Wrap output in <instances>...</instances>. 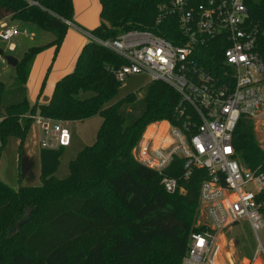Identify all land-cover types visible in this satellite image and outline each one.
I'll use <instances>...</instances> for the list:
<instances>
[{
  "label": "trees",
  "instance_id": "trees-1",
  "mask_svg": "<svg viewBox=\"0 0 264 264\" xmlns=\"http://www.w3.org/2000/svg\"><path fill=\"white\" fill-rule=\"evenodd\" d=\"M98 2L99 25L90 32L96 38L148 31L179 44L174 18L155 23L158 0ZM73 16L72 0H0V22L34 25L54 37L24 53L10 88L0 83V159L10 139L23 144L33 125L28 116L63 123L102 120L94 143L69 161L65 178L57 177L64 149L59 147L40 149L39 186L14 190L0 180V264H181L189 236L200 231L194 224L206 172L194 169L185 179L183 160L175 159L159 175L132 155L148 125L176 124L179 97L163 83L149 82L141 99L131 94L111 104L121 86L114 72L123 62L88 41L73 71L55 83L49 101H28L34 60L47 47L58 52ZM212 55L220 64V56ZM43 86L44 81L38 97ZM232 145L240 163L264 170V150L250 121H239ZM163 177L176 179L181 191L166 193Z\"/></svg>",
  "mask_w": 264,
  "mask_h": 264
},
{
  "label": "built area",
  "instance_id": "built-area-1",
  "mask_svg": "<svg viewBox=\"0 0 264 264\" xmlns=\"http://www.w3.org/2000/svg\"><path fill=\"white\" fill-rule=\"evenodd\" d=\"M158 1L155 23L174 18L179 44L148 31L103 40L76 28L123 62L114 72L119 83L144 74L179 97L176 124L154 125L133 156L159 175L175 159L183 160L185 179L194 169L206 172L195 226L200 231L189 236L181 264H218L224 232L241 222L256 240L252 260L261 257L264 264V170L240 163L232 145L241 119L250 121L264 141V0ZM16 35L14 26H1V41ZM28 118L47 136L41 149L69 146L70 133L60 122ZM161 185L169 194L181 191L176 179L163 177Z\"/></svg>",
  "mask_w": 264,
  "mask_h": 264
},
{
  "label": "rangeland",
  "instance_id": "rangeland-1",
  "mask_svg": "<svg viewBox=\"0 0 264 264\" xmlns=\"http://www.w3.org/2000/svg\"><path fill=\"white\" fill-rule=\"evenodd\" d=\"M73 1L75 13L71 24L74 26L68 27L58 52L55 54L53 48L47 47L36 57L33 62L34 64L31 73V80L34 82V84H36V86H38V93L40 85L44 81V86L41 93L42 96H45L46 94H52L55 83L61 78L62 75L65 74L67 63L68 65H71V70L69 73L73 71L77 57L80 53L79 50L82 49L81 47L84 43L88 42L87 37L79 32L77 28L90 33L99 25L100 4L98 0ZM84 5L91 6V9L90 15L86 16V18H82L85 21L81 23L77 21L80 16L78 15V12L76 13V9L79 10V8L84 7ZM7 24L17 27L18 35H16L9 42H3L0 40V50L4 53V55L10 56L17 61H20L23 58V55L27 50L31 48L47 46L54 40L52 34L44 32L34 25L22 24L15 21H7ZM11 45H14L15 47L13 50L10 49ZM14 77L15 69L8 66L0 57V83H2L5 88L8 89L12 86ZM149 81L150 78L144 74L126 78L125 81L121 83L118 93L111 101V104L131 94H136L137 98L141 99L142 95L144 94L145 87ZM27 92L29 93L28 95H31L35 92V86H33L32 83H29ZM101 122L102 120L100 117L95 116L86 121L80 123L77 122L75 125H73V127L65 126L72 133L74 140L70 147L63 149V155L61 157L60 165L57 171V176L60 179L67 176L68 163L75 158L78 151L85 147L91 146L94 143ZM158 123L160 122L148 125L143 130L140 139L149 133L152 126ZM74 131L76 136L74 135ZM253 132L256 142L260 147H263L264 141L262 136L256 130H253ZM46 138L47 136L43 132L40 139L45 140ZM8 154H11V152L9 151ZM5 156L9 157L7 154H5ZM1 179L7 185H10L9 182H6L8 181L6 177L1 176ZM10 179L12 180V186H14L15 176L14 179L10 176ZM196 223L197 218L194 227L196 226ZM221 244L222 250L218 264H251L256 251V240L245 222H241L237 226L233 227L229 232H224V238ZM248 255H251L252 258H250ZM258 259L260 261L262 260L261 257ZM254 264H259V262L255 261Z\"/></svg>",
  "mask_w": 264,
  "mask_h": 264
},
{
  "label": "crops",
  "instance_id": "crops-1",
  "mask_svg": "<svg viewBox=\"0 0 264 264\" xmlns=\"http://www.w3.org/2000/svg\"><path fill=\"white\" fill-rule=\"evenodd\" d=\"M72 3H73L74 13H75V6H74L73 0H72ZM90 9H91V6H87V5H84V7H80L79 10L76 9V13L78 12V15L80 16L79 19H77V21L81 22V23L84 22L85 20L82 18H86V16L90 15ZM7 21H9V19H5V20L1 21L0 27L2 25L13 26V25L7 24ZM15 28H17V27H15ZM83 45H82V47H83ZM14 48H15L14 45L10 46L11 50H13ZM80 50H79V52H80ZM32 69H33V65L31 67L29 78H28V81L26 84V90H28L29 83H32L33 86H35V92L32 93L31 95H28L29 93L27 92L28 101L30 102L31 105L35 104L36 97H37L38 99L36 102L39 104H44V103L49 101L51 95L46 94L45 96L40 95L38 97V86H36V84H34V82L31 80ZM70 70H71V65L70 64L68 65V63H67V68H65V74L64 75L68 74ZM64 75H62L61 78ZM60 123L64 128H66L69 131V129L65 126H68V127L72 126L73 127V125H75L77 122H64V123L60 122ZM42 133H43V131L41 130V128H39L38 126H35L33 124L30 127V129L27 133V136H26V138H25V140L21 146H20V143L18 140L10 139L8 141V145L5 148V150L3 151V154H2L1 159H0V180L2 181L1 176L6 177V179L8 180L6 182H9L10 185H8V186L11 187L12 189L17 190L20 187H37L40 185L39 153H40V149H41L40 143L43 141L42 139H40ZM69 133H70V144L68 147L71 146V144L74 140L72 133L70 131H69ZM74 135L76 136L75 131H74ZM9 151L11 152V154H8ZM5 154L9 155V157L5 156ZM10 176L13 179L15 176L14 186H12V180L10 179ZM3 183H5V182H3ZM255 261H257V262H259V264H261L259 259H256L254 261L252 260L251 264H254Z\"/></svg>",
  "mask_w": 264,
  "mask_h": 264
},
{
  "label": "water",
  "instance_id": "water-1",
  "mask_svg": "<svg viewBox=\"0 0 264 264\" xmlns=\"http://www.w3.org/2000/svg\"><path fill=\"white\" fill-rule=\"evenodd\" d=\"M0 57L5 61V63L8 66L12 68H15L18 63V61L15 60L14 58L4 55V53L1 50H0ZM21 227H22V223L18 225V227L10 234L9 237H13L14 235H16L20 231Z\"/></svg>",
  "mask_w": 264,
  "mask_h": 264
}]
</instances>
